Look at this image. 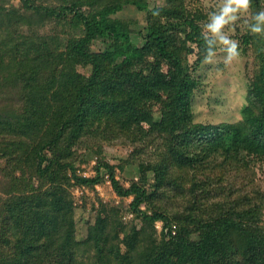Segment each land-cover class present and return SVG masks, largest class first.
I'll return each mask as SVG.
<instances>
[{
  "label": "trees",
  "instance_id": "trees-1",
  "mask_svg": "<svg viewBox=\"0 0 264 264\" xmlns=\"http://www.w3.org/2000/svg\"><path fill=\"white\" fill-rule=\"evenodd\" d=\"M4 1L0 264H264V48L243 118L197 123L185 53L206 45L187 0H165L158 16L151 0ZM127 6L145 20L122 16ZM48 21L63 35L24 31ZM118 145L133 149L118 165L131 168L128 187L104 157ZM106 181L132 201L98 198L80 238L71 189Z\"/></svg>",
  "mask_w": 264,
  "mask_h": 264
},
{
  "label": "rangeland",
  "instance_id": "rangeland-1",
  "mask_svg": "<svg viewBox=\"0 0 264 264\" xmlns=\"http://www.w3.org/2000/svg\"><path fill=\"white\" fill-rule=\"evenodd\" d=\"M165 3V0H151L152 6H160ZM219 0H187L190 12L192 11L193 17L198 18L199 25L203 27L208 22L209 12L216 10V5ZM3 7L10 9L11 11L21 10L20 0H5ZM264 9V2L259 4L252 3L250 14L254 15L260 10ZM120 15V14H119ZM122 16L129 18H136L143 22L145 20V14L139 12L135 7H125L121 14ZM120 15V16H121ZM249 23L250 16L246 17ZM244 17L237 21L235 31L232 34V38L239 42L238 53L239 55L230 63L224 62V52L217 49V55L214 58L213 63H205V55H201V50L197 45L188 44L189 53H185V57L188 60L190 67V73L193 79L196 81L197 86L193 93V113L195 122L203 124L217 125L221 123H235L243 118V112L248 105V92L252 84L256 81L255 76L258 70V49L264 48V33L253 34L250 29L244 24ZM58 25L51 21L46 22L38 30L24 29L28 34L41 36H57L63 35L57 27ZM250 36V42L246 45L245 37ZM94 49L98 48L96 44ZM166 70V66L164 67ZM81 73H88L83 69H79ZM156 118L160 117V108L154 107ZM133 152L132 147L126 146H114L106 147L104 152L105 159L111 164L118 167L117 176L121 183L128 187L129 171L131 168L125 166V171H122L118 166L121 165L129 158ZM95 156V154H94ZM97 164V158L91 161L89 164H83L80 171L84 176H94V167ZM264 185V173L260 176ZM71 192L75 199L78 219H82L79 224V237H83L86 234V222H91L96 218L97 208L99 207L100 198L104 204H110L112 206H120L122 202L125 206H129L132 199H120L114 192L110 182L106 181L100 186L96 187V191L90 189H84L81 187L71 189ZM96 207V208H95ZM145 209V206L142 207ZM133 220L132 215H126L123 218L125 224H129ZM138 227L142 224L139 221L135 222ZM262 224L264 226V216ZM102 225L107 228V222L103 221ZM163 225L157 223L158 236L162 231ZM122 251H125V247L122 245Z\"/></svg>",
  "mask_w": 264,
  "mask_h": 264
},
{
  "label": "clouds",
  "instance_id": "clouds-1",
  "mask_svg": "<svg viewBox=\"0 0 264 264\" xmlns=\"http://www.w3.org/2000/svg\"><path fill=\"white\" fill-rule=\"evenodd\" d=\"M252 0H219L216 10L209 12L208 22L204 25L202 36L205 41V63H213L217 49L224 52V62L230 64L238 55L239 42L232 38L237 21L244 17V24L253 34L264 33V9L250 14ZM159 6L153 11L158 16ZM252 23H249L248 18Z\"/></svg>",
  "mask_w": 264,
  "mask_h": 264
}]
</instances>
